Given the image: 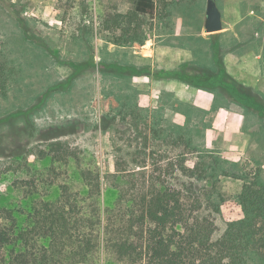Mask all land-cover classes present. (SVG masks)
<instances>
[{
	"label": "rangeland",
	"instance_id": "obj_1",
	"mask_svg": "<svg viewBox=\"0 0 264 264\" xmlns=\"http://www.w3.org/2000/svg\"><path fill=\"white\" fill-rule=\"evenodd\" d=\"M156 1L158 17L141 20L149 38L145 45H118L114 41L123 32L104 31L102 18L128 14L134 0H0V52L15 68L6 95L0 92L1 210L11 209L24 221L35 201L56 200L64 182L84 189L83 172L101 175L105 207L115 204L120 192L130 198L148 191L150 176L163 173L164 178L167 162L178 151L156 141L153 128L191 136L199 147L187 154L192 164L213 153L264 178V133L261 138L240 135L215 123L224 105L241 111L250 126L264 129V119L236 103H214L211 110L197 105L190 93L202 88L192 82L202 81L209 67L181 66L190 59L208 60L205 51L211 47L213 56L214 46L228 56L231 72L243 63L257 68L248 54L253 48L240 53L235 42L247 39L237 29L252 30L255 52H264V0H217L225 28L215 34L204 26L208 0ZM160 51L172 53L170 61L178 65L162 66ZM246 85L252 95L264 94ZM255 139L260 151L252 148ZM53 143L62 144L60 153L69 154V164L52 163V156L60 154L58 148L50 151ZM242 184L230 177L218 183L224 200L214 213L215 239L243 216L237 199ZM166 185L179 183L169 173ZM119 205L111 212L117 222L123 212ZM87 264L127 263L101 239Z\"/></svg>",
	"mask_w": 264,
	"mask_h": 264
},
{
	"label": "trees",
	"instance_id": "obj_2",
	"mask_svg": "<svg viewBox=\"0 0 264 264\" xmlns=\"http://www.w3.org/2000/svg\"><path fill=\"white\" fill-rule=\"evenodd\" d=\"M157 11L156 0H134L131 12H111L102 18L101 26L104 31L123 32L114 41L118 45L144 44L148 37L142 17L154 18ZM215 53L214 67L202 81L198 78L192 83L214 92L215 103H236L247 114L264 119V94L252 95L246 84L228 72L223 55L218 50ZM9 63L1 51L0 92L4 95L15 70ZM153 130L156 141L178 150L167 162L164 178L163 173L152 174L148 191L130 198L120 192L117 202L105 207L101 175L83 172L84 189L64 182L56 200L35 201L24 221L11 209H0V264H87L101 239L127 264L264 263V178L259 171L247 170L213 153H209L211 159L203 155L192 164L187 154L199 147L191 136L175 130ZM61 145L51 144L50 151L58 148L60 153ZM51 160L53 164H69V154L60 153ZM169 173L178 186L166 185ZM222 177L243 182L237 195L243 216L231 221L215 239L214 213L220 212L224 200L218 188ZM120 203L123 212L117 215V222L111 212Z\"/></svg>",
	"mask_w": 264,
	"mask_h": 264
},
{
	"label": "crops",
	"instance_id": "obj_3",
	"mask_svg": "<svg viewBox=\"0 0 264 264\" xmlns=\"http://www.w3.org/2000/svg\"><path fill=\"white\" fill-rule=\"evenodd\" d=\"M218 4V3H217ZM208 5V3H207ZM220 8V7H219ZM221 10V9H220ZM222 12V16H223V11ZM165 16L168 18L170 17V11L166 12V10L164 11ZM158 17V11L157 14L154 18ZM206 18H207V10H206V17L204 19V26L206 23ZM223 25H224V16H223ZM239 27V26H238ZM225 27H223L224 29ZM222 29V30H223ZM237 29V28H236ZM206 30V27H205ZM221 31V30H220ZM219 31V32H220ZM207 32V31H206ZM237 32L239 34V36L243 37V39L245 37H247V39L241 40V38L239 37L238 40L235 42V44H237L238 46L235 47V50L239 52H242V49H252L251 51L248 52L249 55H251L252 61L256 64L257 68H248L244 63L243 65H241V67H235V69L232 70V72L230 71V66H229V62H228V56H225L224 52H220L224 58L225 61V65L227 67L228 72L234 76L238 81L245 83V84H249L250 86H253L255 88H259L262 92H264V74L262 73V66H263V56H264V52L263 51H256L257 49V45L254 42V40H252L253 35H252V30L247 31L246 33H244V31H242L241 29H237ZM218 33V32H216ZM211 34H215V33H211ZM238 37V36H237ZM149 40V38L146 40V42ZM145 42V43H146ZM144 44H140V45H145ZM242 48V49H241ZM211 47L210 49H208L207 51H205V54L209 55V59L208 60H203V59H190L187 61H182L181 62V66H186V65H193L194 63L196 64H203L208 66L209 68L214 67V58H215V49L214 46L212 48V50L214 51V55H211ZM210 51V52H209ZM221 51V50H220ZM240 52V53H241ZM160 53V54H159ZM158 54L159 59L161 60V65L162 66H166V67H170L173 68V65L176 67L178 65L177 61H170V58L172 56L171 54H165L164 51H160ZM174 54V53H173ZM176 54V52H175ZM168 58V59H167ZM167 59V60H166ZM211 60V61H210ZM171 65V66H170ZM239 66V65H238ZM206 73V72H204ZM187 89V88H186ZM188 91H194L192 90H188ZM192 96H195L196 99V104L202 106L203 108L207 109V110H211L213 107V104L215 103V97L216 94L214 92L211 91H207L204 89H197L195 93L191 92L190 93ZM216 126L217 125H221L220 128L222 129H227V131L230 132H234V133H239L240 135H243L245 132H250V136L253 133H258V136H260L261 138V132L263 131V127L254 125L250 126L249 124H247V122L245 121V116H243V114L241 113V111H239L238 109H236V107L234 106H222V108L218 111L217 113V117H216ZM256 130V131H255ZM255 145L256 146H252V148L257 149V151H260L262 146L260 145L261 142L259 143L257 141V139H255ZM223 145H224V141H223ZM241 152V151H239ZM243 153H246L245 150L242 151ZM241 218V217H240Z\"/></svg>",
	"mask_w": 264,
	"mask_h": 264
},
{
	"label": "water",
	"instance_id": "obj_4",
	"mask_svg": "<svg viewBox=\"0 0 264 264\" xmlns=\"http://www.w3.org/2000/svg\"><path fill=\"white\" fill-rule=\"evenodd\" d=\"M208 33H216L223 29V16L217 0H208L207 18L205 23Z\"/></svg>",
	"mask_w": 264,
	"mask_h": 264
}]
</instances>
